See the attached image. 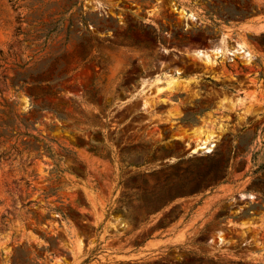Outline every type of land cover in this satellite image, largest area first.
Masks as SVG:
<instances>
[{
    "label": "rangeland",
    "instance_id": "374dc122",
    "mask_svg": "<svg viewBox=\"0 0 264 264\" xmlns=\"http://www.w3.org/2000/svg\"><path fill=\"white\" fill-rule=\"evenodd\" d=\"M0 264H264V0H0Z\"/></svg>",
    "mask_w": 264,
    "mask_h": 264
},
{
    "label": "bare ground",
    "instance_id": "6f19581e",
    "mask_svg": "<svg viewBox=\"0 0 264 264\" xmlns=\"http://www.w3.org/2000/svg\"><path fill=\"white\" fill-rule=\"evenodd\" d=\"M201 53V52H197ZM201 55V54H199ZM205 57V61H208V55L207 54H202ZM214 135L207 134L206 136H202L201 131L197 132V139L194 144L193 151L199 150V149H207L209 151L211 149V142L214 140L213 139ZM213 143V142H212Z\"/></svg>",
    "mask_w": 264,
    "mask_h": 264
}]
</instances>
